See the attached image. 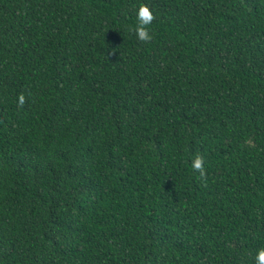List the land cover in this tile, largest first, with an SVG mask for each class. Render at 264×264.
I'll return each mask as SVG.
<instances>
[{"label":"trees","instance_id":"obj_1","mask_svg":"<svg viewBox=\"0 0 264 264\" xmlns=\"http://www.w3.org/2000/svg\"><path fill=\"white\" fill-rule=\"evenodd\" d=\"M258 247L264 0H0V264H254Z\"/></svg>","mask_w":264,"mask_h":264},{"label":"clouds","instance_id":"obj_2","mask_svg":"<svg viewBox=\"0 0 264 264\" xmlns=\"http://www.w3.org/2000/svg\"><path fill=\"white\" fill-rule=\"evenodd\" d=\"M136 24L134 26V31L136 33V37L140 41H150L152 39L151 35V24L154 20V11L150 10L148 4H140V6L136 10ZM25 101V96L21 93L18 96L17 103L22 106ZM191 168L198 172L200 177H204L206 173L205 167V158L203 155L195 154L191 159ZM254 264H264V247H258L255 250L254 254Z\"/></svg>","mask_w":264,"mask_h":264}]
</instances>
